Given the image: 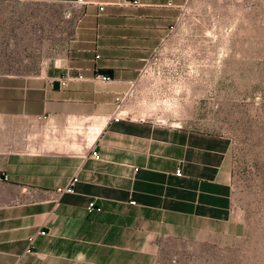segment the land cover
I'll return each instance as SVG.
<instances>
[{
  "label": "crops",
  "instance_id": "0c3cea01",
  "mask_svg": "<svg viewBox=\"0 0 264 264\" xmlns=\"http://www.w3.org/2000/svg\"><path fill=\"white\" fill-rule=\"evenodd\" d=\"M5 1L73 10L40 69L0 72V264H155L168 241L242 235L229 139L150 118V59L187 0Z\"/></svg>",
  "mask_w": 264,
  "mask_h": 264
},
{
  "label": "rangeland",
  "instance_id": "374dc122",
  "mask_svg": "<svg viewBox=\"0 0 264 264\" xmlns=\"http://www.w3.org/2000/svg\"><path fill=\"white\" fill-rule=\"evenodd\" d=\"M69 3L0 0V72H35L67 42ZM176 40L150 59V118L231 143L233 241H168L155 264H264V0H187Z\"/></svg>",
  "mask_w": 264,
  "mask_h": 264
},
{
  "label": "built area",
  "instance_id": "2783aa9c",
  "mask_svg": "<svg viewBox=\"0 0 264 264\" xmlns=\"http://www.w3.org/2000/svg\"><path fill=\"white\" fill-rule=\"evenodd\" d=\"M100 76H101L102 79H109V76H107L106 74H101ZM63 83H65V82L64 81H61V84H63ZM91 154L94 157H96V158L99 157L98 152L95 151V150H93L91 152ZM177 172L180 173V171H177ZM75 180H76V178H73L72 181H70V184L67 187L64 188V190L65 191H69V192L74 191V183H75ZM59 190L62 191L63 189L59 188ZM95 206L96 205H95V202L93 200H91V201L88 202V209H89V211L92 210ZM43 232H44L43 230L40 231V233H43ZM29 241H30V247H29V249L31 250V246H32L33 241H34V236L30 237L29 238Z\"/></svg>",
  "mask_w": 264,
  "mask_h": 264
},
{
  "label": "water",
  "instance_id": "95a60500",
  "mask_svg": "<svg viewBox=\"0 0 264 264\" xmlns=\"http://www.w3.org/2000/svg\"><path fill=\"white\" fill-rule=\"evenodd\" d=\"M53 87H55V88H58L59 87V81H54L53 82Z\"/></svg>",
  "mask_w": 264,
  "mask_h": 264
}]
</instances>
